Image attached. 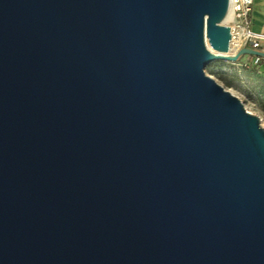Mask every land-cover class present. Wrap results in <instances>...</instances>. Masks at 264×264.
<instances>
[{"label":"water","instance_id":"obj_1","mask_svg":"<svg viewBox=\"0 0 264 264\" xmlns=\"http://www.w3.org/2000/svg\"><path fill=\"white\" fill-rule=\"evenodd\" d=\"M229 4L0 0V264H264Z\"/></svg>","mask_w":264,"mask_h":264},{"label":"rangeland","instance_id":"obj_2","mask_svg":"<svg viewBox=\"0 0 264 264\" xmlns=\"http://www.w3.org/2000/svg\"><path fill=\"white\" fill-rule=\"evenodd\" d=\"M253 28L263 25L264 0H255ZM263 63V62H262ZM254 66L251 57H241L235 63L214 62L204 74L218 86L237 98L245 111L259 120L264 129V64Z\"/></svg>","mask_w":264,"mask_h":264},{"label":"built area","instance_id":"obj_3","mask_svg":"<svg viewBox=\"0 0 264 264\" xmlns=\"http://www.w3.org/2000/svg\"><path fill=\"white\" fill-rule=\"evenodd\" d=\"M254 2L255 0H230L229 7L233 8L232 20L225 24L231 35L229 55H235L242 49L264 51V23L261 32H255L252 24ZM251 62L254 66H260L264 60L251 58Z\"/></svg>","mask_w":264,"mask_h":264},{"label":"bare ground","instance_id":"obj_4","mask_svg":"<svg viewBox=\"0 0 264 264\" xmlns=\"http://www.w3.org/2000/svg\"><path fill=\"white\" fill-rule=\"evenodd\" d=\"M232 12H233V8L229 7V11H228L227 17H226V19L224 21V24H227L229 21L232 20Z\"/></svg>","mask_w":264,"mask_h":264},{"label":"crops","instance_id":"obj_5","mask_svg":"<svg viewBox=\"0 0 264 264\" xmlns=\"http://www.w3.org/2000/svg\"><path fill=\"white\" fill-rule=\"evenodd\" d=\"M255 5H256V4H254V7H255ZM263 8H264V7H263ZM261 14H262V16H263V22H264V10H262V13H261ZM261 28H262V26H261V24H260L256 29H254V31H255V32H261V31H262ZM263 64H264V63H263Z\"/></svg>","mask_w":264,"mask_h":264}]
</instances>
